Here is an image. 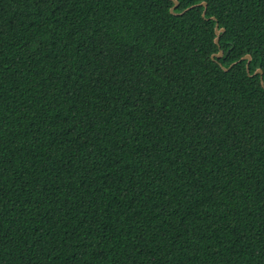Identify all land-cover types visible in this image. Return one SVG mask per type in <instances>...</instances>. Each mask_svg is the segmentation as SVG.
<instances>
[{"label": "trees", "instance_id": "16d2710c", "mask_svg": "<svg viewBox=\"0 0 264 264\" xmlns=\"http://www.w3.org/2000/svg\"><path fill=\"white\" fill-rule=\"evenodd\" d=\"M0 264H264V0H0Z\"/></svg>", "mask_w": 264, "mask_h": 264}, {"label": "water", "instance_id": "95a60500", "mask_svg": "<svg viewBox=\"0 0 264 264\" xmlns=\"http://www.w3.org/2000/svg\"><path fill=\"white\" fill-rule=\"evenodd\" d=\"M199 6H203L205 9L207 7V4L206 3H201L199 4ZM177 7V2H174V7L171 8L170 12L172 13L173 12V9H175ZM202 16H204V13L202 14ZM224 30L223 29H218V25L216 24L215 28H214V32H215V35L218 36L220 32H223ZM215 43L218 44V37L215 39ZM216 57L220 58L222 56V53L219 52L218 54L215 55ZM214 57V56H213ZM241 60H246L247 61V64H246V70H247V73H248V64L250 63V56H245L243 57ZM256 74H261V71H256L254 73V75Z\"/></svg>", "mask_w": 264, "mask_h": 264}]
</instances>
